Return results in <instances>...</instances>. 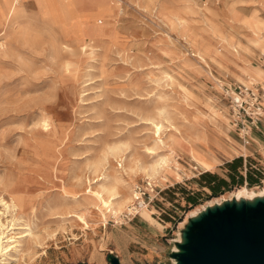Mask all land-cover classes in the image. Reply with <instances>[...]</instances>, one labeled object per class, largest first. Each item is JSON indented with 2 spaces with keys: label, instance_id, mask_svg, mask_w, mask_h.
I'll use <instances>...</instances> for the list:
<instances>
[{
  "label": "rangeland",
  "instance_id": "1",
  "mask_svg": "<svg viewBox=\"0 0 264 264\" xmlns=\"http://www.w3.org/2000/svg\"><path fill=\"white\" fill-rule=\"evenodd\" d=\"M54 1L75 4L67 18ZM12 2L0 0V238L14 242L0 264H170L186 216L264 189V113L234 128L225 91L264 90V0H21L7 22ZM233 146L245 149L232 169L237 153L215 151ZM192 152L217 159L213 182ZM146 180L152 206L127 216Z\"/></svg>",
  "mask_w": 264,
  "mask_h": 264
},
{
  "label": "water",
  "instance_id": "2",
  "mask_svg": "<svg viewBox=\"0 0 264 264\" xmlns=\"http://www.w3.org/2000/svg\"><path fill=\"white\" fill-rule=\"evenodd\" d=\"M176 246V264H264V197L206 208L187 221ZM106 262L119 264L111 254Z\"/></svg>",
  "mask_w": 264,
  "mask_h": 264
},
{
  "label": "built area",
  "instance_id": "3",
  "mask_svg": "<svg viewBox=\"0 0 264 264\" xmlns=\"http://www.w3.org/2000/svg\"><path fill=\"white\" fill-rule=\"evenodd\" d=\"M121 2V0H115ZM229 99V110L232 126L240 127V131L255 127L263 112L261 101L264 100L262 89L254 85L245 86L238 84L231 89L225 90ZM246 129V130H247ZM245 136V134H243ZM247 144V140H243ZM153 184L146 180L143 186H137L134 190L133 203L126 209L127 216L138 214L139 210L152 204L158 194ZM152 195L150 196V194ZM152 206V205H151Z\"/></svg>",
  "mask_w": 264,
  "mask_h": 264
},
{
  "label": "bare ground",
  "instance_id": "4",
  "mask_svg": "<svg viewBox=\"0 0 264 264\" xmlns=\"http://www.w3.org/2000/svg\"><path fill=\"white\" fill-rule=\"evenodd\" d=\"M118 4H120L119 2H118ZM71 5V4H70ZM67 6V5H64V4H61V3H58V2H56V1H54L53 2V4H52V7H54V9H55V11H57L58 13H57V15H62V17L61 18H67L65 15L66 14H69L70 13V11L71 10H69L70 8H71V6L73 7L75 4H72L71 6ZM17 6V8L15 9V7ZM15 10V14H16V16H18L19 14H20V12H22L23 11V6H22V4H21V0H13V2L11 3V5H10V7H9V10L7 11V14H6V16H5V18L7 17V22H9L10 21V18H11V15H12V13H13V11ZM35 10V9H34ZM67 11H69V13H67ZM2 19V17L0 18V20ZM22 19V18H21ZM15 22L17 21V20H14ZM58 21V20H57ZM65 21V20H64ZM66 24V23H65ZM110 24V22H109V20H107V25H109ZM19 25V24H18ZM61 25V24H60ZM59 26V25H58ZM67 27H68V29H67ZM73 28H74V26H71L70 24L69 25H67L66 27H65V31H64V34L62 33V35H63V38H65V36H66V34H67V30L69 31V29L71 30H73ZM4 30V29H3ZM62 32H63V30H62ZM255 43V42H254ZM87 44V43H86ZM78 44V43H76L75 44V46L77 47V48H84V47H90V45L89 44ZM67 47V46H66ZM261 48L263 47L264 48V46H260ZM91 51V50H90ZM89 51V52H90ZM92 53V52H91ZM76 55V54H75ZM263 91V94H264V90H262ZM264 108V107H263ZM264 113V111L262 112V114ZM213 116H216L217 118H219L220 120L222 119L221 118V115H216L215 113H213L212 114ZM222 122V121H221ZM222 124H223V122H222ZM221 124V125H222ZM221 125H219V126H221ZM44 126H46V124L44 123ZM244 132V134H247L248 135V131H243ZM192 151H193V149H192ZM218 152V151H217ZM191 155H192V157L194 158V160H195V162L199 165V167H201V169H202V171L203 172H207V171H209L212 167H214V165H215V163H216V161H217V159L214 157V156H208L207 154H199V153H191ZM155 169V168H154ZM243 189V188H242ZM245 190L247 189V188H244ZM94 196H95V198H97L98 200H99V202H101L102 200H101V197H100V195L99 194H97V193H94ZM91 197V196H90ZM262 197H264V189L262 190V191H260V192H249V191H244V190H237V192L235 193V194H233V195H231L228 199H223V200H221V201H219V202H214V203H210V204H208V205H206L203 209H201V210H199V211H197V212H195L194 214H191V215H189V216H186L185 217V219L182 221V222H180L179 224H180V226L181 227H183L184 226V224H186L187 223V220L188 219H190V218H194V217H196V216H198V214H200L201 212H203L206 208H210V207H212V206H217V205H220V204H222L223 202H229V201H234V202H239V201H246V202H251L252 200H254V199H256V198H262ZM92 198V197H91ZM90 198V199H91ZM94 198V199H95ZM13 202H14V206L15 207H17V208H20L21 207V205H20V203H19V201L18 200H15V199H13ZM130 202V198H125V199H122L121 200V202H119V203H116V204H112V205H110V206H112V207H110V208H112V210H109V213L110 214H112V215H116V213H121V209H123V208H125L127 205H128V203ZM97 203H98V201H97ZM13 205V204H12ZM99 207V206H98ZM6 208V207H5ZM14 208V207H13ZM98 211H99V213H100V215H101V217L105 220V218H106V210H103V209H101V208H98ZM106 211V212H105ZM0 226H1V228H2V224L0 223ZM2 234V233H1ZM178 235V234H177ZM2 239L3 238H0V253H2L3 251H6V250H8L9 249V247H10V244H12L13 242H11V243H8L7 245H5V246H3L2 245ZM174 241V240H173ZM181 242V236L180 235H178L177 236V238H176V243H180ZM18 243V242H17ZM172 249H171V251L172 252H178V248H177V246L176 245H174L173 247H171ZM1 255V254H0ZM170 261H171V263L170 264H176V261H175V258H170ZM119 264H121V262L119 261Z\"/></svg>",
  "mask_w": 264,
  "mask_h": 264
},
{
  "label": "trees",
  "instance_id": "5",
  "mask_svg": "<svg viewBox=\"0 0 264 264\" xmlns=\"http://www.w3.org/2000/svg\"><path fill=\"white\" fill-rule=\"evenodd\" d=\"M239 159H240V156H238V158L236 159H232L230 162H227L226 165L233 169L237 166L236 162L239 161ZM199 175H200V180L203 182L211 183L215 179V176L212 174H209L208 172H202ZM258 175H259V172L255 170L254 168V170H250L247 172V174L242 176L243 181L247 182V186H251L253 183L258 181V178H259ZM229 178L231 181L230 183L232 184L234 182L233 175H230ZM235 178L237 179V182L239 183L237 187L241 186L240 185V182L242 181L241 175L240 174L238 176L236 175ZM225 186H227V182L223 179H219L217 180V183L215 184V186L209 187V191H211L214 194L215 191H217V189H219L220 187H225ZM186 202L193 205L194 204L193 196H186Z\"/></svg>",
  "mask_w": 264,
  "mask_h": 264
},
{
  "label": "crops",
  "instance_id": "6",
  "mask_svg": "<svg viewBox=\"0 0 264 264\" xmlns=\"http://www.w3.org/2000/svg\"><path fill=\"white\" fill-rule=\"evenodd\" d=\"M90 1H92V2H95L96 4L98 3V2H100V0H90ZM27 6H28V4H26ZM90 5V3H88V7H90L89 6ZM24 6H25V4H24ZM30 7H31V9H33V7L31 6V5H29ZM31 9H28V10H31ZM1 32L2 31H0V36L2 35L1 34ZM251 139V138H250ZM261 139H263L264 140V133L263 132H256V133H254L253 134V139H252V141L253 142H255L256 144H258V141H261ZM248 143H249V141H247ZM247 143V144H248ZM247 144H244V145H247ZM234 147V148H233ZM233 147H231L232 148V150H229V152H223V150H221L220 151V149H217L215 152L217 153V154H221V155H225L226 156V154L228 155V153H233V152H235V153H237V155L238 156H240V155H242V153H243V148L245 149V146H243V148H240V147H237L236 146V148H235V146H233ZM218 151V152H217ZM112 255H114V256H116L117 257V259H118V261H120L121 262V259H119V257L116 255V254H114V253H111ZM108 255V254H107ZM106 255V256H107Z\"/></svg>",
  "mask_w": 264,
  "mask_h": 264
}]
</instances>
